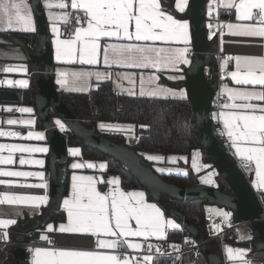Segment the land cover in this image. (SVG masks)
I'll use <instances>...</instances> for the list:
<instances>
[{"label":"snow or ice","instance_id":"1","mask_svg":"<svg viewBox=\"0 0 264 264\" xmlns=\"http://www.w3.org/2000/svg\"><path fill=\"white\" fill-rule=\"evenodd\" d=\"M188 0H176V8L181 12ZM44 7L48 9V17L51 22V31L54 36L52 45L55 49L57 62L66 65L93 66L102 63L105 71H92L81 67L79 70L57 69V83L66 90L84 91L91 87L92 79L96 81L110 80L116 77V88L129 96L140 97L183 96L172 89L161 87L157 82L160 77L156 74L145 76L139 73V91L137 93V72L117 71L113 73L109 69H155L156 72L168 71L175 73L169 79L182 80V65L190 64L188 59L190 42L188 22L174 18L161 10L158 0H44ZM209 16L215 8H223L228 14L234 9L235 20L240 23H227L228 33L240 37L264 38V0H214L209 4ZM59 9L53 12L52 9ZM72 12H69L68 9ZM75 25L68 29L67 38H62L61 25L67 26L72 20ZM86 24V26H85ZM221 28L225 25H219ZM210 29L209 39L215 33ZM22 31L35 33L36 26L33 16V7L29 0H0V31ZM223 34V33H221ZM161 42V44H157ZM173 44H183L184 47H173ZM164 45V46H161ZM235 60L236 70L230 73L232 81L236 85L259 86L260 90L229 88L225 85L223 92L231 104L222 103L221 108L227 111L213 113V118L222 121L224 131L230 141V147L235 150V155L241 159L242 166L253 171L254 163L255 179L253 186L261 190L264 195V56H235L227 57ZM223 67V65H222ZM4 73H27L25 65H7L2 69ZM127 81L128 87H124ZM29 87V80H5L0 79V86ZM240 101V103H236ZM257 101V103H253ZM8 113L19 112L31 114V107H7ZM27 125L34 123L32 119H12L0 121V125ZM55 124L65 130V125L60 120ZM102 130L132 131L129 126L125 129L120 125L100 123ZM147 127L141 125V128ZM0 137H18L25 140H43V133L29 131L26 136L19 131H6L0 127ZM8 151L7 156L0 155V165H13L16 160L13 153H21L19 165H44L42 159L25 158L24 153H46V147H37L25 144H2L0 152ZM70 154L77 156L80 150L72 148ZM143 155V154H142ZM149 161H161L164 158L156 155H147ZM175 162L176 157L169 158ZM179 159H184L180 157ZM89 169L96 167L93 163H72L73 170ZM203 167L192 157V168L199 171ZM100 169H105L106 164L101 163ZM156 171L161 174L187 175L183 169H171L158 167ZM42 171H15L0 168V177H39L44 179ZM209 172L207 177H202L201 182L214 184ZM97 177L92 175H77L71 177V194L63 200V208L67 213V223H60L58 228L53 224L46 225V233L58 231L59 233H72L91 235L96 237L97 248L110 251H77L58 248L36 246L29 249L31 264H160L161 258H169L171 264H181V248L176 244H170L164 249L160 244H153L152 238L166 240L169 228L180 230L181 225L173 219L164 216L162 210L155 203H148L144 192H124L115 187L110 191L98 190ZM10 181L0 179V185L10 184ZM111 185H119V180L113 178L106 181ZM21 187L47 189V183L22 184ZM218 186V185H216ZM48 196L45 195H15L9 192L0 193V206L28 205L33 211H38L42 205H47ZM225 219L230 218L231 213L220 209L215 210ZM5 215L7 213H4ZM19 215V212L15 213ZM135 221V227L130 221ZM16 219L0 218V240L9 239L7 231L9 226L15 225ZM219 228V225H214ZM43 233L39 239L52 243L51 238ZM104 237V238H101ZM241 240L251 239L250 236H241ZM185 244L194 245V241L187 238ZM128 250H132L129 252ZM227 258L231 264H253L248 258L250 249L226 247Z\"/></svg>","mask_w":264,"mask_h":264},{"label":"crops","instance_id":"2","mask_svg":"<svg viewBox=\"0 0 264 264\" xmlns=\"http://www.w3.org/2000/svg\"><path fill=\"white\" fill-rule=\"evenodd\" d=\"M44 6V0H41ZM190 1L188 0L186 7L184 8V11H180L176 8V0H173L172 8L168 9V1L166 0H158V3L161 6V10L164 11L166 14H171L174 18L182 21H187L189 28V39L190 42L187 45L189 49L188 53V59L192 60L193 55V47H192V28H191V20L189 17V8H190ZM52 3H56L57 0H51ZM29 3L31 4V1L29 0ZM70 4V0L68 2ZM45 8V7H44ZM47 20H48V28L50 32V39H51V51H52V57L54 62V81L56 88L60 94L63 95H70V94H77V95H90L93 91L98 89V87L104 83V82H111L113 90L115 93L122 95V96H129L127 93H122L119 89L116 88V77L113 76L110 80H102V81H96L95 78L92 79L91 87L87 88L84 91H71L66 90L65 88H62L56 81H57V69L60 68L62 70L72 71V70H79L81 67L92 70V71H105V66L102 63L98 65L93 66H81L79 64L76 65H66L62 64L56 61L55 59V49L52 45V39H54V36L51 31V22L49 21L48 17V9L45 8ZM53 12H59V9H52ZM69 12H72V10L69 8ZM232 14H230V20L228 23H240L239 21L235 20L234 15V9L231 10ZM35 26H36V32L37 36L39 35V25L36 18V15L33 11ZM227 24V23H226ZM223 29V31L219 37L212 36L211 38V50H210V57H208L206 61V70L212 71V70H220L221 72L226 69H230V73L232 71L236 70L235 60H228L227 63H225V59L227 57H235V56H264V38L259 37H240V36H233L228 33V29L226 27ZM61 25V31L63 33L62 38H67L68 33L64 30V28ZM86 26V24H85ZM32 34V33H26L22 31H0V69H2L4 66L7 65H25L27 67V73L22 72H14V73H4L2 70H0V79H11V80H18V79H27L29 80V87L27 88H21L19 86L16 87H10L7 85L0 86V121H6L8 118L12 119H32L34 123L30 126L27 125H7L6 123L3 125H0V127H3L6 131H19L22 133V135L26 136L29 131H32L34 133H43L44 139L43 140H25L18 137H0V143L2 144H25V145H32L37 147H46L48 151L46 153H24L23 155L25 158H31V159H42L44 161V165L41 167L40 165H19L18 160L21 155V153L16 152L13 153V158L16 160V163L13 165H0V168H3L5 170H15V171H42L44 172V179L41 180L39 177H29V178H18V177H0V179L10 181V184L6 185H0V193L3 192H9L10 194L15 195H47L48 196V203L47 205H42L38 211H33L31 207L28 205H12V206H0V218H12L16 219L17 223L15 225L9 226L7 231L9 233V239L8 241H15L16 235H22L27 230V227L30 223L32 224H40L42 222V218L45 216L46 210L49 208L51 204L52 199V179H51V173H50V156H51V150L52 146L50 144V141L48 139L47 130L42 126V123L38 117V111L35 106V95L38 92V87L36 86L34 80H33V70L31 65V60L29 56L27 55L25 51V47L12 42L9 40L10 36H18L19 34ZM157 44H161V42H157ZM164 46V45H161ZM173 47H184L183 44H173ZM190 64L182 65V73L183 77L185 78V71L189 67ZM223 65V67H222ZM109 71H112L113 73L117 71H134L137 72V93L139 91V73L143 72L145 76L150 74H156L160 77L159 81L157 82L161 87L169 88L174 90L177 93H183V96L177 95L175 97L173 96H167V98H187V90L182 85V80H173L169 79V76L175 75V73H171L168 71H161L156 72L155 69H147V70H138V69H119V68H113L109 69ZM229 74H223L220 77L219 83H218V92L223 94L224 97L228 98L227 94L223 92V89L225 85L229 88H241V89H249L252 90L255 88V90H260L259 86H253V85H236L234 81H232L231 76ZM215 78V77H214ZM124 87L127 88L128 84L127 81H124ZM32 90L34 93V100L33 102L29 100L31 98V95L28 94ZM19 92V93H18ZM19 94V95H17ZM139 96V95H136ZM148 97V96H145ZM157 98H165L164 96H159ZM233 101H231L232 103ZM236 103H240V101H236ZM253 103H257V101H253ZM7 107H13L19 108V107H31L33 109V113L31 114H21L19 112H12L8 113L4 109ZM222 111H227V109H223ZM100 123L105 124H112V125H120L123 126L125 129H127L129 126L132 127V131H111V130H102L99 127ZM97 131L101 135L108 138L109 135L116 134L120 135L125 139V143L131 144L133 142V138L135 137L136 127L133 124L130 123H118V122H103V121H97ZM218 129L221 131H224L223 129V123L222 121H219ZM223 141L225 146H227L228 151L233 156V158L237 161L238 164H242L241 159L236 156L235 150L230 147V141L228 140L226 135H223ZM83 144L79 140L77 145H73L68 148V177H67V190L65 185V191L64 195L62 197L60 207L58 211L52 212L50 215L49 220L46 222L44 226H38L36 229H31L30 233L26 235V237L29 239L26 244V251L28 254L27 257V264H31V253L29 252V249L31 248V244H41V247H54L58 249H64V250H77V251H93V250H99V251H110V250H101L97 248L96 244V237H93L91 235H83V234H72V233H59L58 231H54L52 233H46V225L51 223L54 225L55 228H58L60 223H67V213L63 208V200L70 196L71 194V177L73 173L75 172L77 175H92L97 177L98 180L103 181L101 183H98L97 187L100 191H110L111 189L115 187H119L121 191L124 192H144L145 198L148 203H155L164 213V216L168 219L175 220L176 223L181 225L180 230H175L169 228L166 233V240L169 239V234L173 233H180L182 234V240L188 239L191 237V235H188L185 232V227L182 223H180L174 216L171 215L169 208L173 207V203L171 202V199L167 196H163V202H160L156 199H154L152 196H150L148 190L142 186V185H134V186H128L126 184V176H122L117 173H112L109 171V163L108 161L101 160V159H90L83 156ZM76 148L80 150V154L77 156H73L70 154V149ZM144 160H146L148 163H150V166L152 169L158 174L159 176H193L196 179V184L187 185L191 187H199L205 192L206 188H218L220 186L226 185L224 180L222 179L219 170L215 165L209 160V156L204 152L203 147H199L194 149L189 155H183V154H174V153H159V152H138ZM196 154V159L199 164L208 166L203 167L199 171H196L192 168V157L193 154ZM9 153L7 150H4L3 152H0V155L7 156ZM143 154V155H142ZM147 155H156L161 156L164 159L161 161H149L146 159ZM176 157L175 162H171L169 158ZM180 157H183L184 159H179ZM72 163H84L87 165V163H93L96 165L95 168L89 169L85 166L83 169H77L73 170L71 168ZM101 163L106 164L105 169H100L99 165ZM125 167V166H124ZM158 167H164V168H171L173 170L179 168L187 171V175L184 174H177L175 171H173L172 174H161L156 171V168ZM251 168L253 171H249L246 169H243L245 174L247 175L252 187L254 190L258 193L260 199L262 202H264V195L261 194V190H258L256 187L253 186L252 181L255 179V173L254 168L255 164L253 163L251 165ZM209 172H214L215 175L212 176L214 184H206L201 182L202 177H207ZM113 178H117L119 180V185H111L106 183V181L111 180ZM218 178L221 179V182H218ZM39 183H47L48 187L47 189H39V188H30V187H21L22 184H39ZM139 183V182H138ZM225 183V184H224ZM127 185V186H126ZM218 185V186H216ZM210 206V207H209ZM220 209L224 212L231 213V211L220 207L216 204L207 203L206 205V211H207V230L208 233L210 231V227L208 225L209 220H211L214 217H221L224 218L221 215H218L215 210ZM19 212V215H16L15 213ZM64 213V219L61 221L55 220L56 217H58L61 213ZM4 213H7L6 215ZM229 219V218H228ZM239 225L236 229L235 238L232 241H225L221 242L220 240H212L209 242V246L212 249V251L220 252L223 259V264H231V262L227 258L226 254V247H232V248H243V249H250V252L248 253V258L253 261V264H264V250L258 251L254 247L246 246L247 242H250L253 239V233L250 228V226L247 223H243L240 219H238ZM28 222V223H27ZM30 222V223H29ZM28 224L23 226L24 224ZM133 227H135V221H130ZM214 227V226H213ZM215 228V227H214ZM219 229V228H215ZM2 231V230H1ZM46 233L50 238L51 241H53V246H46L45 244L47 242L41 241L39 239L40 235ZM30 234L35 235V239L30 238ZM250 236L251 239H245L241 240V236ZM104 238V237H101ZM152 240H156L155 238H152ZM164 241V240H163ZM168 241V240H167ZM215 241V242H214ZM213 242V243H212ZM172 243H177L173 241ZM0 264H14V261L8 251V248L3 250L0 249ZM168 264V263H167ZM184 264H210L209 258L206 256V254L197 255L196 253L190 252L187 253L185 256Z\"/></svg>","mask_w":264,"mask_h":264},{"label":"water","instance_id":"3","mask_svg":"<svg viewBox=\"0 0 264 264\" xmlns=\"http://www.w3.org/2000/svg\"><path fill=\"white\" fill-rule=\"evenodd\" d=\"M30 1L39 25V35L35 46L27 47L18 36H10L9 40L24 46L31 60L33 80L38 87L35 106L52 146L50 156L52 199L42 222L40 224L29 222L24 234L15 236L16 244L8 248L14 264H27L28 254L26 246L22 244L29 240L26 235L30 233L31 229H36L39 225L44 226L51 213L58 211L68 177V148L77 145L79 140L84 146L106 153L123 164L136 177L139 184L148 190L150 196L160 202H163V196L177 200L202 199L206 203L216 204L231 211L243 223H247L252 230L253 239L247 242L246 246L254 247L258 251L264 250V202L252 187L244 170L225 146L218 134L212 115L213 98L218 90V80L212 78V75L208 74L206 70V61L210 57L211 50L205 16L206 0L190 1L189 17L192 28L193 55L182 82L187 90V98L193 106L201 140L200 145L226 183L218 188H206L205 192L199 185L186 188L187 186H178L166 181L156 174L150 163L144 160L135 149L123 142L114 141L101 135L97 131L96 123L88 126L76 117L55 85L54 62L45 8L41 0ZM56 120L64 123L65 130H61L55 124ZM71 135L78 140L72 141ZM191 177L192 183L196 184V179ZM218 182H221L220 178H218ZM192 189L196 195H190ZM168 208L171 215L184 225L192 237L199 243L204 242L205 238L198 228L186 219L182 212L174 207L168 206ZM27 223L23 226L28 225ZM211 233L210 230L209 234ZM31 237L35 239L34 234H31ZM202 250L209 258L210 264H223L221 253L212 251L209 242L203 243Z\"/></svg>","mask_w":264,"mask_h":264},{"label":"trees","instance_id":"4","mask_svg":"<svg viewBox=\"0 0 264 264\" xmlns=\"http://www.w3.org/2000/svg\"><path fill=\"white\" fill-rule=\"evenodd\" d=\"M168 1V9L172 8L173 0ZM19 38L27 47H34L37 33L19 34ZM34 100L32 90L28 93ZM67 106L84 124L90 126L97 121L130 123L135 125L136 132L133 142L129 145L120 135L112 134L108 138L123 142L137 152H159L189 155L194 149L202 147L196 125L193 106L188 98H157L140 96H122L113 90L111 82L102 83L90 95H63ZM95 118V119H94ZM141 125L147 127L141 128ZM71 140H78L71 135ZM83 156L90 159L108 161L109 171L126 176L128 186L140 185L134 175L112 156L88 146H83ZM168 182L178 186L192 184V177L162 176ZM67 183V182H66ZM66 190H67V184ZM126 185V186H127ZM173 207L198 228L204 238L209 233L207 230V203L202 199L177 200L171 199ZM64 219L62 212L55 220ZM188 235L190 232L185 229ZM31 236V234H30ZM34 239L33 237H30ZM168 242H181L182 234H169ZM215 242V241H214ZM213 243V242H212ZM204 255V252H203ZM162 260L160 264H167ZM169 264V263H168Z\"/></svg>","mask_w":264,"mask_h":264},{"label":"built area","instance_id":"5","mask_svg":"<svg viewBox=\"0 0 264 264\" xmlns=\"http://www.w3.org/2000/svg\"><path fill=\"white\" fill-rule=\"evenodd\" d=\"M67 2H69V0H67ZM210 3H214V0H206V4H205V16H206V22H207V30L208 33H210V29L208 27L209 23L212 24V29L211 32L215 33L214 36L219 37L221 35V32L223 31L224 27L221 28L219 25H225L226 23L229 22L230 20V14H228L225 9L221 8H215L213 11L212 16H209V4ZM75 25V20L73 19L70 24L67 26V29L65 28V26L63 25L62 27L64 28V30L68 33V29H71V27ZM211 40V39H210ZM208 74L212 75V78H216L218 80H220L221 75L223 74H229L230 73V69H226L223 70L222 72L220 70H212V71H207ZM222 103H229L231 104V100L224 97L223 94L219 93L217 90V93L215 94L214 98H213V105H212V114L213 113H219L220 111H222L223 109L221 108V104ZM214 119V118H213ZM214 123L217 127V131L218 134L220 135V137L223 140V135H221V133L223 131H221L220 129H218V125H219V121L217 119H214ZM239 166L242 169H245L242 164L240 163ZM209 227L210 230L212 231L211 234L208 235L207 238L204 239L203 243H207L210 242L212 240H220L221 242H225V241H232L235 238V233H236V229L238 228L239 225V221H238V217L234 214H232L229 218L228 222H225L221 217H214L211 220H209ZM214 225H219V229H215L213 226ZM1 231V230H0ZM188 240L190 241H194L195 244H185L184 241H181L179 243H172V242H168L167 240H151V242L153 244H160L164 249H168V246L170 244H176L178 246H180L181 248V264H184L185 261V256L187 253L193 252L196 253L197 255H202L203 254V250H202V245L203 243H199L194 237H189ZM16 244V241H3L0 240V249H7L10 246ZM24 246H26L27 242L22 243ZM46 246H53V241L52 243H46ZM36 246H41V244H31L30 247H36ZM129 252H131L132 250H128ZM162 260H166L169 264H171V260L169 258H161L160 262Z\"/></svg>","mask_w":264,"mask_h":264},{"label":"rangeland","instance_id":"6","mask_svg":"<svg viewBox=\"0 0 264 264\" xmlns=\"http://www.w3.org/2000/svg\"><path fill=\"white\" fill-rule=\"evenodd\" d=\"M225 184V183H224ZM194 189H192L191 190V194L190 195H196L195 193H193L194 191H193ZM210 207V206H209ZM223 220L225 221V222H228L229 221V219H225V218H223Z\"/></svg>","mask_w":264,"mask_h":264}]
</instances>
